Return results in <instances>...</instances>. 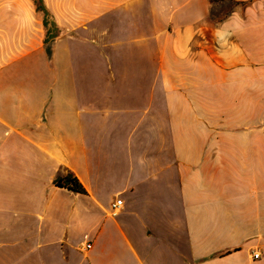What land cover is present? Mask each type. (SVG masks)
<instances>
[{
    "label": "crops",
    "instance_id": "0c3cea01",
    "mask_svg": "<svg viewBox=\"0 0 264 264\" xmlns=\"http://www.w3.org/2000/svg\"><path fill=\"white\" fill-rule=\"evenodd\" d=\"M41 2L47 41L35 0H0V264H264V0ZM133 45L179 186L132 172L110 193L87 113Z\"/></svg>",
    "mask_w": 264,
    "mask_h": 264
},
{
    "label": "rangeland",
    "instance_id": "374dc122",
    "mask_svg": "<svg viewBox=\"0 0 264 264\" xmlns=\"http://www.w3.org/2000/svg\"><path fill=\"white\" fill-rule=\"evenodd\" d=\"M126 51L127 56L115 65L117 81H107L104 75L97 112L87 113L85 139L103 140L101 145L99 141L88 144V150L98 154L94 156L100 159L104 173L108 170L116 178L109 185L110 193L123 186L132 172L133 179H143L150 186L176 188L178 175L175 169H170L175 168V160L153 154L166 131L165 140H171L169 129L160 118V85L155 80L157 61L151 55L153 51L136 45ZM96 118L97 125L91 124ZM95 161L91 160L92 164Z\"/></svg>",
    "mask_w": 264,
    "mask_h": 264
},
{
    "label": "trees",
    "instance_id": "16d2710c",
    "mask_svg": "<svg viewBox=\"0 0 264 264\" xmlns=\"http://www.w3.org/2000/svg\"><path fill=\"white\" fill-rule=\"evenodd\" d=\"M37 9L44 13V25L47 29L46 41L54 38L56 36L57 28L54 22L51 20L48 12L46 11L41 0H35ZM56 184L59 186H65L66 188L75 191L82 192L83 188L75 177L68 176L65 179H59L56 181Z\"/></svg>",
    "mask_w": 264,
    "mask_h": 264
},
{
    "label": "built area",
    "instance_id": "2783aa9c",
    "mask_svg": "<svg viewBox=\"0 0 264 264\" xmlns=\"http://www.w3.org/2000/svg\"><path fill=\"white\" fill-rule=\"evenodd\" d=\"M123 208V201L120 198H116L112 203H111V216L115 217L117 216L120 211ZM85 247L86 249H90L91 248V242L90 241H86L85 243ZM260 253H254V258H259Z\"/></svg>",
    "mask_w": 264,
    "mask_h": 264
},
{
    "label": "clouds",
    "instance_id": "9594fccd",
    "mask_svg": "<svg viewBox=\"0 0 264 264\" xmlns=\"http://www.w3.org/2000/svg\"><path fill=\"white\" fill-rule=\"evenodd\" d=\"M235 15H236V13L234 12V13H233V16H235ZM236 27H239V26H236ZM219 42H220V41H219V38H217V43L219 44Z\"/></svg>",
    "mask_w": 264,
    "mask_h": 264
}]
</instances>
